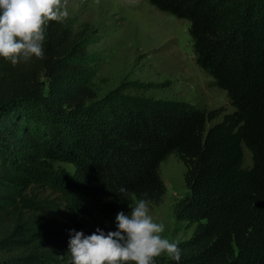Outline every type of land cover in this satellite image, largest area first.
Returning <instances> with one entry per match:
<instances>
[{
    "label": "trees",
    "instance_id": "1",
    "mask_svg": "<svg viewBox=\"0 0 264 264\" xmlns=\"http://www.w3.org/2000/svg\"><path fill=\"white\" fill-rule=\"evenodd\" d=\"M146 1L188 21L195 62L232 110L98 96L86 30L48 22L43 59L0 58V264H71L72 230L107 234L135 201L161 203L170 155L192 232L179 261L155 264H264V0Z\"/></svg>",
    "mask_w": 264,
    "mask_h": 264
},
{
    "label": "rangeland",
    "instance_id": "2",
    "mask_svg": "<svg viewBox=\"0 0 264 264\" xmlns=\"http://www.w3.org/2000/svg\"><path fill=\"white\" fill-rule=\"evenodd\" d=\"M68 17L62 21L74 31L85 29L88 49L99 68L92 87L100 96L116 87L154 99L232 107L224 90L195 62L188 21L164 13L146 0H62ZM185 166L174 155L160 165L165 184L161 203L149 207L163 235L173 241L191 235L192 227L176 217L174 208L187 192Z\"/></svg>",
    "mask_w": 264,
    "mask_h": 264
},
{
    "label": "clouds",
    "instance_id": "3",
    "mask_svg": "<svg viewBox=\"0 0 264 264\" xmlns=\"http://www.w3.org/2000/svg\"><path fill=\"white\" fill-rule=\"evenodd\" d=\"M67 17L62 0H0V58L12 66L33 57L43 59L48 22ZM129 207V214H117L116 231L105 234L97 229L99 234L85 236L72 230L71 264H155L161 256L179 261L178 242L163 235L165 225L154 220L148 202L139 199Z\"/></svg>",
    "mask_w": 264,
    "mask_h": 264
}]
</instances>
